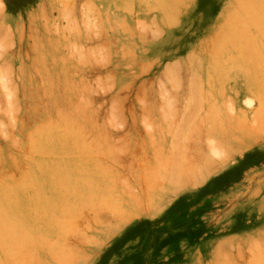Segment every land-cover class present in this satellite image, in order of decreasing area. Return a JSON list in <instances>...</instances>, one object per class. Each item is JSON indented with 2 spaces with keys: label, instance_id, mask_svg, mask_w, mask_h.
I'll use <instances>...</instances> for the list:
<instances>
[{
  "label": "rangeland",
  "instance_id": "374dc122",
  "mask_svg": "<svg viewBox=\"0 0 264 264\" xmlns=\"http://www.w3.org/2000/svg\"><path fill=\"white\" fill-rule=\"evenodd\" d=\"M0 226V264H264V0H0Z\"/></svg>",
  "mask_w": 264,
  "mask_h": 264
},
{
  "label": "bare ground",
  "instance_id": "6f19581e",
  "mask_svg": "<svg viewBox=\"0 0 264 264\" xmlns=\"http://www.w3.org/2000/svg\"><path fill=\"white\" fill-rule=\"evenodd\" d=\"M147 1H148V0H147ZM160 1H161V0H160ZM137 2H138V1H137ZM137 2H136V3H137ZM166 2H167V1H166ZM145 3H146V2H145ZM148 3H149V2H148ZM157 3H158V2H157ZM138 4H139V3H138ZM151 4H152V3H151ZM155 4H156V3H155ZM168 4H169V3H168ZM170 4H171V3H170ZM156 5H157V4H156ZM162 8H163V7H162ZM160 11H161V10H160ZM168 11H169V10H168ZM162 12H163V11H162ZM169 12H170V11H169ZM165 14H166V13H165ZM245 14H246V13H245ZM161 16H164V15H161ZM164 17H165V16H164ZM165 19H166V18H165ZM260 51H261V50H260ZM169 76H170V75H169ZM1 77H2V76H1ZM169 79H170V78H169ZM171 80H172V79H171ZM173 80H174V79H173ZM167 81L170 82V80H168V78H167ZM191 81H192V80H191ZM191 81H190V82H191ZM174 82H175V81H174ZM190 82H189V83H190ZM170 83H172V81H171ZM257 83H258V82H257ZM253 84H254V83H253ZM70 85H71V84H70ZM249 85H250V84H249ZM192 86H194V85L191 84V87H192ZM199 86H200V85H199ZM255 86H256V85H255ZM5 87H6V86H5ZM84 87H85V86H84ZM86 88H87V87H86ZM189 88H190V87H189ZM193 88H194V87H193ZM197 88H198V86H197ZM75 89H76V88H75ZM83 89H84V88H83ZM190 89H191V88H190ZM8 91H9V90H8ZM191 91H192V90H191ZM191 91H190V92H191ZM211 93H212V92H211ZM197 94L199 95V93H197ZM208 94H209V93H208ZM193 95H194V94H193ZM193 95L191 94V96H193ZM168 97H169V96H168ZM187 97H188V96H187ZM193 97H194V96H193ZM201 97H202V96H200V100H201ZM170 98H171V100H172V97H170ZM171 100H170V102H171ZM192 100H193V99H191V101H192ZM194 100H195V98H194ZM194 100H193V101H194ZM198 100H199V99H198ZM200 100H199V102H200ZM165 101H166V100H165ZM167 102H168V101H167ZM187 102H188V101H187ZM194 102H195V101H194ZM194 102H192L191 104H193ZM200 103H201V102H200ZM186 104H187V103H186ZM169 105H171V103H168V106H169ZM184 105H185V104H184ZM189 105H190V103H188V106H189ZM10 106H11V104H10ZM162 106H163V104H162ZM166 107H167V104H166ZM170 107H172V105H171ZM170 107H169V108H170ZM11 108H12V107H11ZM161 108H162V110L164 109V107H161ZM161 108H160V109H161ZM169 108H168V109H169ZM186 109H187V108L185 107V110H186ZM9 110H10V109H9ZM162 110H161V111H162ZM168 111H170V110H168ZM172 111H173V110H172ZM172 111H171V112H172ZM163 112H164L163 114H165V112H166V114H167V111H163ZM171 112H170V113H171ZM174 112H175V111H174ZM184 112H185V111H184ZM184 112H183V113H184ZM170 113L168 112V114H170ZM172 113H173V112H172ZM175 113H177V112H175ZM166 114H165V115H166ZM173 114H174V113H173ZM173 114H172V115H173ZM165 115H164V117H163V118H164L163 120H165ZM170 115H171V114H170ZM181 115H182V114H181ZM174 116H175V114H174ZM167 117H168V116H167ZM170 118H172V117H170ZM71 120H74V119H71ZM167 120H168V119H167ZM173 120H174V119H173ZM173 120H172V121H173ZM210 120H211V118H210ZM61 121H62V119H61L59 122H61ZM59 122L57 121V124H58ZM69 122H71V121H69ZM69 122H68V123H69ZM164 122H165V121H164ZM180 122H181V121H180ZM201 122H202V121H201ZM47 123H48V122H47ZM49 123L52 124L51 121H50ZM55 123H56V120H55ZM171 123H172V122H171ZM50 124H48V125L50 126ZM48 125H47L46 128H48ZM67 125L69 126L70 123L67 124ZM172 125H173V124H172ZM51 126H52V125H51ZM64 126H65V125H64ZM64 126H62V127H64ZM68 126H67V127H68ZM71 126H72V122H71ZM75 126H76V125H75ZM41 127H42V126H41ZM43 127H44V126H43ZM52 127H53V126H52ZM54 127H55V124H54ZM57 127H59V126L56 125V128H57ZM60 127H61V126H60ZM168 127H169V126H168ZM175 127H176V126H175ZM49 128H50V127H49ZM56 128H55V129H56ZM69 128H71V127L69 126V127H68V130L66 129L68 132H70V131L72 130V128H71V130H69ZM76 128H77V126H76ZM169 128H170V127H169ZM169 128H168V129H169ZM172 128H173V127H172ZM178 128H179V127H178ZM50 129H51V128H50ZM59 129H60V128H59ZM63 129H64V133L67 134V131H65V128H63ZM63 129L61 128V130H63ZM77 129H79V128H77ZM77 129H74V130H76V131L73 130V132H74V133L77 132V131H78ZM41 130H42V128H41ZM41 130L38 131V132H39V135H40V131H41ZM53 130H54V129H52V131H53ZM61 130H59V132H60ZM174 130H175V129H174ZM189 130H190V129H189ZM189 130H188V131H189ZM43 131H44V130H43ZM48 131L51 132V130H47L46 132H48ZM55 131H56V130H55ZM80 131H81V130H80ZM171 131H172V130H171ZM35 132H37V131H35ZM35 132H34V133H35ZM44 132H45V131H44ZM44 132H43V133H44ZM56 132H57V131H56ZM62 132H63V131H62ZM62 132H61V133H62ZM73 132H72V134H73ZM174 132H175V131H174ZM174 132H173V133H174ZM52 133H53V132H52ZM61 133H60V134H61ZM170 133H171V132H170ZM186 133H187V132H186ZM35 134H37V133H35ZM60 134H59V135H60ZM78 134H80V133H78ZM167 134H168V133H167ZM178 134H179V133H178ZM47 135H48V133H46V136H47ZM49 135H50V134H49ZM52 135H53V134H52ZM68 135H69V134H68ZM75 135H76V134H75ZM33 136H34V135H33ZM42 136H43V134H42ZM42 136H41V137H42ZM71 136H72V135H71ZM73 136H74V135H73ZM171 136L173 137V135H171ZM174 136H175V135H174ZM41 137H40V138H41ZM44 137H45V136H44ZM49 137H50V136H49ZM56 137H57V136H56ZM175 137H176V136H175ZM33 138H34V137H33ZM40 138L38 137V141H37V143L34 142L35 144H34V143H31V141H32V140H31V141H30V143H31L30 145L34 144V146H38V145L40 146V145H41V144L39 143V142H41V141H40V140H41ZM173 138H174V137H173ZM31 139H32V138H31ZM45 139H46V138H45ZM45 139H44V140H45ZM50 139H51V138H50ZM56 139H57V138H56ZM58 139H59V138H58ZM67 139H68V138H67ZM34 140H35V139H34ZM53 140H54V138H53ZM69 140H70V139H69ZM81 140H83V139H81ZM84 140H85V139H84ZM50 141H51V140H50ZM64 141H65V140H64ZM44 142H45V141H44ZM61 142H62V141H61ZM61 142H60V143H61ZM73 142H75V141L73 140ZM60 143H59V144H60ZM174 143H175V142H174ZM48 144H49V143H48ZM45 145H46V144H45ZM51 145H52V144H51ZM72 145H73V144H72ZM214 145H215V144H214ZM64 146H66V144H65ZM73 146H74V145H73ZM46 147H47V146H46ZM52 147H53V146H52ZM52 147H51V148H52ZM54 147H55V146H54ZM62 147H63V146H62ZM70 147H71V146H70ZM173 147H174V146H173ZM213 147H215V146H213ZM29 148H30V147H29ZM32 148H33V145L31 146V149H32ZM42 148H43V147H42ZM51 148H50V149H51ZM74 148H76V147H74ZM39 149H40V147H39ZM39 149H38V150H39ZM65 149H66V148H65ZM68 149H69V148H67V150H68ZM217 149H218V148H217ZM35 150H36L35 152H34L33 150H32V151H33V153L36 154L37 149H35ZM41 150H42V149H41ZM41 150H40V152H41ZM57 150H58V149H57ZM69 150H71V149H69ZM75 150H76V149H75ZM212 150H214V149L212 148ZM58 151H59V150H58ZM63 151H64V149H63ZM63 151H62V152H63ZM40 152H38V153H40ZM52 152H54V151L52 150ZM60 153H61V152H60ZM66 153H67V152H66ZM63 154H64V152H63ZM48 155H49V154H47V156H48ZM83 155H84V154H83ZM87 155H88V154H87ZM36 156H37V155H36ZM47 156H46V158H47ZM84 156H85V155H84ZM41 157H42V156H41ZM53 157H54V156H53ZM58 158H59V157H58ZM31 159H32V158H31ZM51 159H52V158H51ZM95 159H96V158H95ZM44 160H45V158H44ZM54 160H55V157H54ZM203 160H204V159H203ZM203 160H202V161H203ZM205 160H206V159H205ZM34 161H35V160H34ZM34 161H33V160L31 161L32 164H33ZM38 161H39V160H38ZM42 161H43V160H42ZM67 162H68V161H67ZM76 162H78V160H76ZM94 162H95V161H94ZM160 162H161V161H160ZM196 162H197V161H196ZM204 162H205V161H204ZM34 163H35V162H34ZM38 163H39V162H38ZM40 163H41V162H40ZM47 163H48V162H47ZM70 163H71V162H70ZM49 164H50V163H49ZM65 164H66V163H65ZM76 164H77V163H76ZM81 164H82V163H81ZM197 164H198V163H197ZM34 165H35V164H34ZM45 165H46V164H45ZM54 165H55V164H54ZM54 165H53V166H54ZM68 165H69V164H68ZM101 165H102V164H101ZM37 166H38V165H37ZM39 166H40V164H39ZM48 166H49V165H48ZM60 166H61V165H60ZM60 166H59V167H60ZM64 166H65V165H64ZM64 166H63V167H64ZM99 166H100V165H98L97 168H100ZM55 167H56V165H55ZM40 168H43V166H42V167L40 166ZM52 168H54V167H52ZM61 168H62V167H61ZM65 168H66V167H64V169H65ZM82 168H83V167H82ZM101 168H103V167L101 166ZM101 168H100V169H101ZM193 168H194V167H193ZM193 168H192V169H193ZM44 169H45V166H44ZM48 169H50V168H48ZM64 169H63V170H64ZM67 169H68V168H67ZM69 169H70V168H69ZM71 169H73V168H71ZM60 170H61V169H59V171H60ZM84 170H85V169H84ZM40 171L42 172V170H40ZM40 171H38V172H40ZM49 171H50V170H49ZM49 171H48V172H49ZM54 171H55V170H54ZM66 171H67V170H66ZM76 171L78 172V170H76ZM88 171H89V170H88ZM90 171H91V170H90ZM90 171H89V172H90ZM189 171H190V170H189ZM30 172H31V171H30ZM57 172H58V171H57ZM63 172H64V171H63ZM68 172H69V171H68ZM98 172H99V170H98ZM102 172H103V173H102ZM36 173H37V172H36ZM49 173H50V172H49ZM59 173H60V172H59ZM101 173L104 174L103 169H102ZM32 174L34 175V173H32ZM40 174H41V173H40ZM54 174H55V173H54ZM66 174H67V173H66ZM66 174H65V175H66ZM91 174H92V173H91ZM105 174H106V173H105ZM109 174H110V173H109ZM57 175H58V174H57ZM69 175H70V174H69ZM89 175H90V174H89ZM95 175H96V174H95ZM50 176H51V174H50ZM54 176H55V175H54ZM66 176H67V175H66ZM90 176H91V175H90ZM31 177H32V176H31ZM39 177H40V176H39ZM47 177H48V176H47ZM51 177H52V176H51ZM51 177H50V178H51ZM41 178H42V177H41ZM52 178H53V177H52ZM55 178H58V177H55ZM92 178H94V177H92ZM110 178H111V177H110ZM37 179H38V178H37ZM73 179H74V178H73ZM106 179H108V178H106ZM47 180H48V179H47ZM69 180H70V179H69ZM74 180H75V179H74ZM74 180H73V181H74ZM33 181H34V178H33ZM35 181H36V180H35ZM35 181H34V182H35ZM57 181H58V179H57ZM67 181H68V180H67ZM92 181H93V180H92ZM99 181H101V180H99ZM47 182H48V181H47ZM51 182H52V181H51ZM41 183H42V182H41ZM57 183H58V182H57ZM88 183H89V182H88ZM97 183H98V182H97ZM103 183H104V182H103ZM48 184H49V183H48ZM52 184H54V183H52ZM55 184H56V183H55ZM63 184H64V183H63ZM95 184H96V183H95ZM33 185H34V184H33ZM38 185H39V184H38ZM38 185H37V186H38ZM42 185H43V184H42ZM49 185H50V184H49ZM57 185H58V186H57V187H58V190H60V189H59L60 184L58 183ZM91 185H92V182H91ZM103 185H104V184H103ZM73 186H74V184H73ZM77 186H78V185H77ZM86 186H87V185H86ZM8 187H9V186H8ZM63 187H64V185H63ZM63 187H62V188H63ZM89 187H90V186H89ZM99 187H100V186H99ZM19 188H20V187H19ZM28 188H30V187H28ZM48 188H50V187H48ZM53 188H54V186H53ZM67 188H68V186H67ZM90 188H91V187H90ZM101 188H102V187H101ZM101 188H99V189H101ZM32 189H33V188H32ZM37 189H40V187H39V188L37 187ZM43 189H44V188H43ZM55 189H56V188H55ZM55 189H54V190H55ZM75 189H76V188H74V190H75ZM83 189H84V187H83ZM92 189H94V188H92ZM20 190H21V189H20ZM22 190H24V189H22ZM33 190H34V192H35V189H33ZM40 190L43 191L42 189H40ZM48 190H49V189H48ZM96 190H97V189H96ZM22 192H23V191H22ZM22 192H21V193H22ZM34 192H33V193H34ZM38 192H39V191H37V193H38ZM76 192H77V191H76ZM79 192H80V191H79ZM87 192H88V191H87ZM33 193H32V194H33ZM52 193H53V192H52ZM60 193H61V192H60ZM60 193H59V195H60ZM8 194H9V193H8ZM34 194H35V193H34ZM62 194H63V193H62ZM86 194H87V193H86ZM88 194H89V193H88ZM11 195H12V194H11ZM27 195H28V194H27ZM56 195H57V194H56ZM72 195H73V194H72ZM30 196H31V194H30ZM30 196H29V197H30ZM35 196H37V194H36ZM43 196H44V195H43ZM63 196H64V195H63ZM63 196H62V197H63ZM86 196H87V195H86ZM104 196H105V195H104ZM23 197L25 198V195H23ZM31 197H32V196H31ZM41 197H42V195H41ZM57 197H58V199H59V196H57ZM64 197H65V196H64ZM92 197H94V196H92ZM6 198H7V196H6ZM17 198H18V197H17ZM37 198H38V196H37ZM39 198H40V197H39ZM20 199H22V198H20ZM30 199H31V198H30ZM48 199H49V198H48ZM31 200H32V199H31ZM37 200H38V199H36V201H37ZM40 200H41V199H40ZM45 200H46V199H45ZM51 200H52V197H51ZM51 200H50V201H51ZM53 200H54V198H53ZM53 200H52V201H53ZM61 200H62V199H61ZM85 200H86V198H85ZM14 201H15V200H14ZM22 201H24V200H22ZM26 201H27V200H26ZM36 201H34V202H36ZM55 201H56V200H55ZM55 201H54V202H55ZM63 201H64V200H63ZM87 201H88V200H87ZM102 201H103V200H102ZM126 201H127V200H126ZM37 202H38V201H37ZM37 202H36V203H37ZM40 202H41V201H40ZM42 202H44V201L42 200ZM45 202H47V201H45ZM57 202L59 203L60 201H57ZM106 202H107V201H106ZM14 203H16V202H14ZM14 203H13V201H12V204H14ZM17 203H19V202H17ZM32 203H33V202H32ZM22 204H23V202H22ZM33 204H35V203H33ZM54 204H55V203H54ZM66 204H67V203H66ZM86 204H87V203H86ZM106 204H107V203H106ZM10 205H11V203H10ZM15 205H16V204H15ZM28 205H29V204H28ZM48 205H49V204H48ZM50 205H51V204H50ZM62 205H63V204H62ZM67 205H68V204H67ZM89 205H90V204H89ZM24 206H25V205H23V207H24ZM33 206H35V205H33ZM41 206H42V204H41ZM41 206H40V208H41ZM51 206H53V205H51ZM90 206H91V205H90ZM28 207H29V206H27V208H28ZM35 207H36V206H35ZM35 207H34V209H35ZM37 207H38V205H37ZM37 207H36V208H37ZM42 207H43V206H42ZM46 207H47V205H46ZM61 207H62V206H61ZM63 207H64V206H63ZM15 208H16V207H15ZM29 208H30V207H29ZM31 208H32V207H31ZM31 208H30V209H31ZM40 208H39V209H40ZM43 208H44V207H43ZM43 208H42V209H43ZM54 208H55V207H54ZM68 208H69V207H68ZM73 208H74V206H73ZM11 209H12V208H11ZM18 209H20V207L17 208V210H18ZM30 209H29V210H30ZM50 209L52 210V208H50ZM62 209H63V208H62ZM26 210H27V209H26ZM35 210H36V209H35ZM44 210H45V209H44ZM47 210H48V209H47ZM56 210H57V209H56ZM66 210H67V209H66ZM7 211H8V210H7ZM18 211H19V210H18ZM48 211H49V210H48ZM48 211H47V212H48ZM53 211H55V210H53ZM24 212H25V211H24ZM26 212H27V211H26ZM60 212H61V211H60ZM64 212H66V211H64ZM10 213H11V212H10ZM18 213H19V212H18ZM43 213H44V212H43ZM62 213H63V212H62ZM27 214H28V212H27ZM38 214H39V213H38ZM44 214H46V213H44ZM47 214H48V213H47ZM66 214H67V213H66ZM1 215H2V214H1ZM8 215H9V213H8ZM23 215H24V214H23ZM25 215H26V214H25ZM42 215H43V214H42ZM73 215H75V214H73ZM9 216H10V215H9ZM15 216H16V215H15ZM45 216H46V215H45ZM58 216H59V215L50 212V213H49V217H50V218H48L47 222L45 223L46 225H51V226H53V227H52V230L55 228L56 231L54 232V235L57 234L58 232H60V231H59V226H60V225L58 226V224H59V223H58V219H59L60 217H58ZM70 216H72V215H70ZM10 217H11V216H10ZM30 217H31V216H30ZM16 218H17V216H16ZM36 218H37V217L35 216V219H36ZM38 218H39V216H38ZM40 218H41V217H40ZM43 218H46V217H43ZM57 218H58V219H57ZM73 218H74V217H73ZM9 219H10V218H9ZM66 219H69V218H66ZM5 220H7V219L5 218ZM11 220L13 221V218H12ZM23 220H24V219H23ZM29 220H30V219H29ZM29 220H28V221H29ZM33 220H34V218H33ZM42 220H43V219H42ZM70 220H71V218H70ZM18 221H19V218H18ZM38 221H40V220H38ZM44 221H45V220H44ZM44 221H43V222H44ZM8 222H9V221H8ZM10 222H11V221H10ZM25 222H26V221H25ZM33 222H34V221H33ZM6 223H7V221H6ZM13 223H14V222H13ZM15 223H16V220H15ZM15 223H14V224H15ZM39 223H40V222H39ZM71 223H72V222H71ZM17 224H18V222H17ZM40 224H41V223H40ZM8 225H9V224H8ZM11 225H12V224H11ZM19 225H20V224H19ZM21 225H22V223H21ZM46 225H45V226H46ZM27 226H28V225H27ZM0 227H2V226H0ZM5 227H7V224H6ZM31 227H32V226H31ZM48 227H49V226H48ZM8 228H9V227H8ZM12 228H13V226H12ZM42 228H43V227H38V225H37V226H34V228H33V227H32V228H29L27 231L32 232V234H34L35 239H37V240L39 239V241H40V240H42L41 238L44 237V231H46V229L43 230ZM16 229H17V227H16ZM18 229H19V227H18ZM21 229H23V228H21ZM3 230H4V229H3ZM49 230H50V229H49ZM52 230H51V231H52ZM7 231H10V230H7ZM47 231H48V230H47ZM53 231H54V230H53ZM10 232H11V231H10ZM10 232H9V234H10ZM62 232H63V229H62ZM4 233H5V232H4ZM48 233H49V232H48ZM6 234H7V232H6ZM14 234H15V232H14ZM28 234H29V232H24V233H22L21 231H19V232H17V233L14 235V237H16L18 240H19L20 238H23V239H24V238H25L24 236L26 235V238H27V235H28ZM50 234H51V233H50ZM52 234H53V233H52ZM58 234H60V233H58ZM11 235H13V234H11ZM11 235H10V236H11ZM46 235H47V234H46ZM81 235H82V234H81ZM1 236H2V235H1ZM8 236H9V235L7 234V237H8ZM55 236H56V235H55ZM12 237H13V236H12ZM26 238H25V239H26ZM44 238H45V237H44ZM17 239H16V242L18 243ZM6 240H8V239H6ZM12 240H13V238H12ZM14 240H15V238H14ZM33 240H34V239H33ZM46 240H47V239L45 238V241H44V242H46ZM29 241H30V243H31L32 239H31V240H26V242H29ZM35 241H36V240H35ZM5 242L8 243V241H5ZM9 242H10V241H9ZM13 242H15V241H13ZM23 242H24V241H23ZM36 242H37V241H36ZM36 242H35V243H36ZM42 242H43V241H42ZM11 243H12V242H11ZM35 243H34V244H35ZM0 244H1V243H0ZM2 244H3V243H2ZM12 244H13V243H12ZM15 244H16V243H15ZM15 244H14V245H15ZM20 244H22V243H20ZM25 244H27V243H25ZM25 244H22V245H25ZM32 244H33V241H32V243H31V245H32ZM8 245H10V244H6V246H8ZM29 245H30V244H29ZM40 245H41V244H40ZM38 246H39V245H38ZM4 247H5V246H4ZM10 247H11V246H10ZM30 247H31V246H30ZM48 247H49V246H48ZM2 248H3V247H2ZM8 248H9V247H8ZM14 248H15V247H14ZM12 249H13V246H12ZM19 250H20V249H19ZM12 252H13V251H12ZM10 254H12V253L10 252ZM13 255H14V254H13ZM29 256H30V254H29ZM58 257H59V256H58ZM10 258H11V257H10ZM15 258H16V256H15Z\"/></svg>",
  "mask_w": 264,
  "mask_h": 264
}]
</instances>
